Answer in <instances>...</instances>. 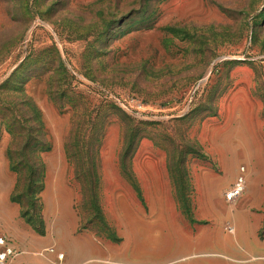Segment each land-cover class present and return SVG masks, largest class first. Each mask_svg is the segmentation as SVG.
I'll return each mask as SVG.
<instances>
[{"label":"rangeland","instance_id":"rangeland-1","mask_svg":"<svg viewBox=\"0 0 264 264\" xmlns=\"http://www.w3.org/2000/svg\"><path fill=\"white\" fill-rule=\"evenodd\" d=\"M194 224L264 242V0H0V234L64 264L122 228L166 262Z\"/></svg>","mask_w":264,"mask_h":264},{"label":"crops","instance_id":"crops-1","mask_svg":"<svg viewBox=\"0 0 264 264\" xmlns=\"http://www.w3.org/2000/svg\"><path fill=\"white\" fill-rule=\"evenodd\" d=\"M186 226L194 230L186 234L188 249L177 259L159 262V259L166 257L168 251H159L156 245L150 248V251L146 250V240L142 237L135 241L133 251H126L123 247L127 240L126 236L122 228H118V242L112 244L101 243L86 233L88 238L81 239L85 242L76 245L73 257L64 264H264V242L262 241L257 246H249L247 242L241 240L238 231L234 229L231 243L226 244L221 243L219 236L214 235L215 233H209L210 225ZM22 246L24 252L8 264H49L51 262L48 259H39L41 257L36 252L39 251L38 249L31 248L27 244ZM23 253L24 258H21Z\"/></svg>","mask_w":264,"mask_h":264},{"label":"trees","instance_id":"trees-1","mask_svg":"<svg viewBox=\"0 0 264 264\" xmlns=\"http://www.w3.org/2000/svg\"><path fill=\"white\" fill-rule=\"evenodd\" d=\"M31 141L30 139L26 142L25 147H24V152H26V149H28ZM47 147L43 145L41 147V152L47 151ZM26 163L28 164V167L26 168L28 170V175L26 176V187L24 191V197L28 199V202L30 203V210L35 214L36 212L39 213V198L38 195L44 190V185H43V170L42 167L39 166L38 164L32 165L29 163V161L26 159ZM19 203L18 201H16ZM29 212L25 211L23 218L26 220V223L28 225H31V221L27 220ZM43 236V234H40Z\"/></svg>","mask_w":264,"mask_h":264},{"label":"built area","instance_id":"built-area-1","mask_svg":"<svg viewBox=\"0 0 264 264\" xmlns=\"http://www.w3.org/2000/svg\"><path fill=\"white\" fill-rule=\"evenodd\" d=\"M240 172L244 173V168L240 169ZM244 190V178L242 175L238 176L235 183L232 187L227 190L224 194L226 201H233L236 199ZM230 233L233 232V229H228ZM50 252H53V248L49 249ZM20 252L14 247L13 243L6 236L0 234V264H8L14 258H16ZM58 260L62 258V254H57Z\"/></svg>","mask_w":264,"mask_h":264}]
</instances>
